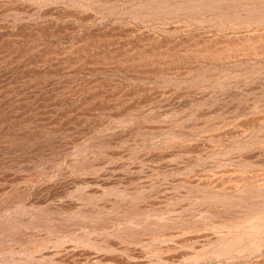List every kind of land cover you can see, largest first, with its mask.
Returning <instances> with one entry per match:
<instances>
[{"label":"rangeland","instance_id":"1","mask_svg":"<svg viewBox=\"0 0 264 264\" xmlns=\"http://www.w3.org/2000/svg\"><path fill=\"white\" fill-rule=\"evenodd\" d=\"M0 264H264V0H0Z\"/></svg>","mask_w":264,"mask_h":264}]
</instances>
